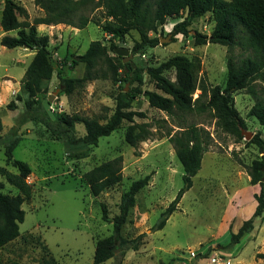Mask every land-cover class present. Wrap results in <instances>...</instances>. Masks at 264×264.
Listing matches in <instances>:
<instances>
[{
  "label": "rangeland",
  "instance_id": "1",
  "mask_svg": "<svg viewBox=\"0 0 264 264\" xmlns=\"http://www.w3.org/2000/svg\"><path fill=\"white\" fill-rule=\"evenodd\" d=\"M16 1L28 11L29 21L44 16V11L34 0ZM0 3L4 4V0H0ZM3 4H0V41L4 35L17 36L16 31L3 34ZM104 12H96L95 17H100L104 22ZM185 17L186 13L178 18L167 19L165 25L150 36L168 37L175 25ZM20 20L23 18L20 17ZM214 26L213 14L208 13L196 19L190 30L209 36ZM38 30L41 35L50 36L54 66L59 68L63 64L65 76L73 79L83 78L85 64L72 67V59L86 53L92 42L102 41L108 47L110 56L118 57L117 49L125 46L133 53L135 44L140 40L135 31L123 40L113 38L94 24L82 30L74 28L68 31L69 26L63 24L56 25L55 29L39 26ZM192 34L189 37L179 34L175 41L172 38L168 44L133 53L130 62L145 70L142 85L125 82L121 71L118 83L110 79L80 83L73 94L66 95L61 93L55 73L45 85L47 96L59 90L51 105L53 113L58 116L79 114L98 118L105 123L114 114L117 98L121 94L130 95L133 89L140 88L142 92L154 91L163 95L147 75V69L157 68L175 56L198 58L201 61L194 99L200 96L203 86L207 91L215 86L224 88L229 55L232 53L241 60L251 52L241 46L230 52L228 47L219 44L198 45ZM34 54V51L23 47L8 49L0 42L2 135L5 141L21 137L14 158L26 162L32 169V175L27 180L32 186V197L22 206L26 216L20 224V237L1 250L2 264H94L96 242L113 233L112 224L103 221L101 204L107 206L110 217H115L119 214L122 195L133 182L147 176H151L149 185L137 195L136 205L131 209L123 229L124 236L129 238L145 234L144 245L138 251H128L123 258L118 254L103 264H119L121 260L123 264H164L173 258H180L176 264H186L184 261H193L196 254L209 249H212V253L208 259H204L203 264L264 262V217L262 224L255 222L258 231H253L239 244L228 248L230 228L233 233H237L243 222L253 216L256 209L255 195L260 189L259 185H251L248 169L262 154L256 145L248 143L250 140L245 133H252L253 137L260 133L264 139V126L249 116L256 102L251 94L240 91L234 96L235 106L247 124L243 140H237L219 129L211 112H178L171 117L152 108L142 94L133 100L129 110L146 114V119L136 117L135 122L151 126L154 132L151 139L140 143L137 148L131 147L125 141V132L130 123L124 121L119 130L109 137H102L97 146L69 149L61 141L53 140L40 121L21 120L28 99L23 91L22 79ZM104 68L107 70V66ZM165 76L172 81L176 79L174 70L165 72ZM255 90L264 99V80L255 83ZM17 96H21V101L17 100ZM12 101L17 105L13 111L7 108ZM42 112L40 110L38 113ZM191 124L209 131L212 143L203 157L200 172L193 179V187L183 196L178 210L170 217L165 228L155 231L162 213L184 187L183 166L168 134L173 135L181 129L180 126ZM75 134L77 137L86 134L84 124H76ZM119 156L123 158L122 183L98 197L93 196L89 187L81 182L82 175ZM0 166L18 174L16 168L7 165L5 147L1 144ZM0 192L11 195L19 193L1 175ZM239 253H243V257L238 262L234 257Z\"/></svg>",
  "mask_w": 264,
  "mask_h": 264
},
{
  "label": "trees",
  "instance_id": "2",
  "mask_svg": "<svg viewBox=\"0 0 264 264\" xmlns=\"http://www.w3.org/2000/svg\"><path fill=\"white\" fill-rule=\"evenodd\" d=\"M35 4L44 11V16L29 21L26 8L16 0H4L1 27L5 33L17 32V36L4 35L1 45L8 49L23 47L35 52L34 57L22 79L23 91L27 94L26 112L21 120H38L51 133L53 140L61 141L65 147L75 149L80 147L97 146L102 137H109L122 127L124 121L130 123L125 132V141L133 148L153 137V131L148 123H136L135 118L146 119V114L129 110L133 100L144 95L152 108L158 109L173 117L178 112L199 113L211 112L217 120V126L223 132L243 140L247 124L235 106V94L247 91L256 102L249 112L264 126V99L257 95L255 83L264 80V0H34ZM98 11L103 13V20L95 17ZM186 13L182 22L175 25L171 33L173 41L179 34L189 37L193 32L190 27L196 19L208 13L213 14L215 26L209 36L197 31L192 34L198 45L214 43L229 48L230 52L241 46L251 54L238 60L231 53L227 60V81L224 88L215 86L209 91L203 86L201 94L194 99L198 90V74L201 61L198 58L189 59L185 56H175L162 63L157 68H148L147 75L154 82L156 88L163 93L154 91L142 92L140 88L132 93L121 94L117 98L114 114L102 123L98 118L83 117L79 114L58 116L55 120L45 111L44 99H48L46 84L54 74L59 79L61 93L71 95L80 83L95 80H121V71L125 82L131 85H142L144 82L143 68L135 67L131 62L124 63L123 57L110 56L108 47L102 41H94L80 60L75 58L71 66L85 64L82 79L65 76L63 64L56 68L52 63L50 51V36L41 35L40 25H67L76 29H85L90 24L100 27L106 35L123 40L131 32L139 34L140 40L135 44L133 53L136 54L146 48H155L161 44L158 37H152L164 26L167 19L178 18ZM20 17L23 20H20ZM107 66V70L104 68ZM175 71L176 79L172 81L165 76L167 71ZM206 98V99H204ZM21 101V96H17ZM38 108H35L36 106ZM11 111L17 108L16 102L7 105ZM42 110V114L38 112ZM84 124L86 134L77 137L76 124ZM175 134H168L176 155L184 170V187L179 191L175 200L162 213L155 226V231L165 228L170 217L178 210L183 196L193 187V179L202 168V161L208 151L212 136L209 131L194 124L179 127ZM4 126L0 108V144L5 147L6 163L18 170V174L11 173L6 167L0 166V175L18 190L17 195L0 192V252L10 243L20 237V224L25 221L26 213L23 204L32 197V186L27 182L32 175V169L26 162L14 158V151L21 142L16 136L8 141L2 135ZM256 145L262 156L255 159L249 166L250 183L259 185L260 192L255 195L257 202L253 216L244 221L237 233L230 228L231 241L228 248L239 244L241 240L251 234L255 228V220L264 215V139L257 133L249 142ZM123 158L121 156L96 166L81 177V182L87 185L93 196L98 197L108 190L120 185L123 181ZM151 176L132 183L130 189L121 197L119 214L110 217L108 208L101 204L103 221L112 224L111 236L99 239L95 245L94 264H103L115 258L118 254L125 257L128 251H138L144 245L145 234L135 238L125 237L124 226L128 222L130 211L135 207L137 195L149 185ZM212 253L209 249L205 253L195 255L193 261L186 264H198L208 259ZM180 258H173L168 263L176 264ZM0 264L2 257L0 255ZM119 264H123L122 260Z\"/></svg>",
  "mask_w": 264,
  "mask_h": 264
},
{
  "label": "water",
  "instance_id": "3",
  "mask_svg": "<svg viewBox=\"0 0 264 264\" xmlns=\"http://www.w3.org/2000/svg\"><path fill=\"white\" fill-rule=\"evenodd\" d=\"M160 41H161V44H166V43L168 44V43H170L172 41V35L169 34L168 37L161 38ZM116 53H117L118 56L124 58V63L130 62L131 59H133V57H134V54L131 53L129 51V49L127 47H125V46H121L119 49H117ZM75 60L79 61L80 57H77ZM58 93H59V90L55 91L54 94L50 95L48 97V99L45 100L44 103H43L45 111L49 114V116L52 117L53 120H55L56 116H55V114L52 111L51 105L54 102V100H55V98H56ZM245 134H246V138L248 140H251V138L253 137L252 133H245Z\"/></svg>",
  "mask_w": 264,
  "mask_h": 264
},
{
  "label": "crops",
  "instance_id": "4",
  "mask_svg": "<svg viewBox=\"0 0 264 264\" xmlns=\"http://www.w3.org/2000/svg\"><path fill=\"white\" fill-rule=\"evenodd\" d=\"M0 4H3V3H0ZM3 8H4V4H3ZM2 11H3V9H2ZM2 18V17H1ZM41 27H47V25H40ZM49 28L51 27V28H54L55 29V26H48ZM48 29V28H47ZM71 29H74L73 27L72 28H70V26H69V30L68 31H71ZM3 34H7V33H5L4 31H3ZM260 192V189L258 190V192H257V194ZM256 201V200H255ZM256 205H257V202H256ZM263 217H264V215L262 216V217H260V218H257L256 219V221L255 222H257V221H259L260 223L262 222V219H263ZM262 224V223H261ZM254 231H258V225H255V228H254ZM253 233V232H252ZM250 235V234H249ZM249 237V236H248ZM252 250H253V248H252ZM234 254V253H233ZM236 254V253H235ZM242 257H243V253H239L238 255H235V257H234V260H236V261H241V259H242ZM204 261L205 260H201V261H199L198 262V264H203L204 263ZM257 264V263H256ZM260 264V263H259ZM261 264H264V262L263 263H261Z\"/></svg>",
  "mask_w": 264,
  "mask_h": 264
}]
</instances>
